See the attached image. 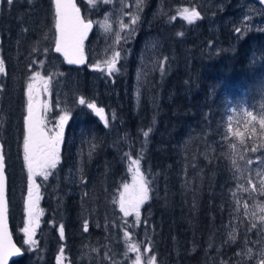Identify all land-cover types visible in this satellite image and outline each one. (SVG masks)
Here are the masks:
<instances>
[{
    "label": "trees",
    "instance_id": "1",
    "mask_svg": "<svg viewBox=\"0 0 264 264\" xmlns=\"http://www.w3.org/2000/svg\"><path fill=\"white\" fill-rule=\"evenodd\" d=\"M211 12L214 15L190 23L167 8L148 28L161 37L162 60L148 74L138 96L133 61L119 62L118 71L98 83L87 57L79 67L62 63L76 77L77 93L65 104L70 118L60 161L47 180H38L42 212L31 247L22 236L28 204L20 147L15 157L7 153L8 141H1L8 220L23 251L10 264H56L60 250L73 257L88 232L97 243L107 238L97 253L101 264H132L138 255L128 250L132 244L140 248L141 264H149L152 257L155 264H249L241 258L243 235H255L258 229H250L254 222L237 200L239 173L232 164L235 136H230L227 117L233 107L257 109L264 84V31L237 37L228 26L219 35L212 25L226 8ZM54 36L52 0H14L12 6L0 2V58L6 69L0 74V106L10 114L19 105L24 117L28 102L24 80L30 70L41 62L45 66L57 62ZM209 43L213 50L222 48L209 52ZM15 71L21 78L17 102L10 98ZM107 89L105 96L102 91ZM81 97L85 105H79ZM87 103L104 109L107 125ZM78 111L82 119L77 118ZM15 134L21 131H13L16 139ZM131 159L139 161L149 188L139 217L134 211L125 216L120 203ZM94 224L102 229L96 230ZM230 227L244 234L231 242L225 236Z\"/></svg>",
    "mask_w": 264,
    "mask_h": 264
},
{
    "label": "rangeland",
    "instance_id": "2",
    "mask_svg": "<svg viewBox=\"0 0 264 264\" xmlns=\"http://www.w3.org/2000/svg\"><path fill=\"white\" fill-rule=\"evenodd\" d=\"M76 1L83 6V9L80 8L83 17L94 23V29L91 34L92 39L90 38L89 41H86L83 47L86 57L90 59L91 66L93 69H96L97 79L94 80L95 83L100 82V79L103 78L104 75H107L110 79L112 74H108L109 65L107 62L112 60L116 52H119L120 57L116 61L115 69L112 73L118 68L119 62L124 61L128 63L133 61L135 68L133 72L135 81L134 92L137 96L148 74L158 69L161 64V37L158 32H149L148 28H150L155 21L162 18L167 8H170L171 11H176L174 17L181 18H185L186 15H191L192 13H199L198 18H201L204 15H214V12L211 11L222 12L226 8V12L223 13L224 18L221 24L219 22H214L212 25V27H214L216 24L214 30H217L219 35L222 30L224 31L226 23H228L229 29L237 37L242 36L240 30L243 34H248L247 32L252 31V28L257 31L262 30L259 23L255 20L256 17L260 19L261 14L255 11V1L253 0H142L139 7L137 6V0H106V2L105 0H94V2H90V0ZM21 18L22 17L19 16L18 19ZM133 18L136 19L135 23H132ZM262 22V27L264 28V20H262ZM138 34L141 35V38L136 42V39L139 37ZM219 35L216 38L220 43L221 37ZM221 48L220 46L218 47V49ZM208 49L207 51L209 52L218 51V49L213 50L211 47H208ZM57 55L60 58L56 57L57 62H55V64L49 62L45 66L42 62L38 63L37 69L35 71L30 70L28 76L24 80V91L27 101L28 85L30 83L33 85L34 96L39 92L36 104L40 115L45 120L46 131L55 129L56 125L59 124L60 117L66 112L70 115L65 104L70 95L77 93L76 77L71 74L69 69L65 71V69L62 68V63H66L59 54ZM36 73H40V77H36ZM16 74L17 72L15 71L12 74L13 76H11L13 86L10 98L13 99V102H17L20 99L18 88L21 84V78L20 74H17L19 77H16ZM72 77L75 79L74 87ZM49 78V91L45 92L43 91V80ZM7 87L11 89L8 82ZM108 91V89L102 91L103 95L106 96ZM4 103L6 105L9 104L8 99H6ZM135 103L138 104L139 100L137 99L134 104ZM27 104L28 102L26 106ZM9 106L10 105H7L8 108ZM256 106L257 109L255 110L245 106L231 108L227 117V122L230 136H235V140L232 143V156L237 161L239 167L238 173L240 183L237 200L239 203H242V206L251 217L252 222L259 225L261 223L259 219L260 216H264V212H261L258 207V205H264V192L260 190V180L264 179V162L256 158H264V148L261 147L262 143H264V126L259 124V120L264 117V84L261 88L260 100ZM248 112H251L256 119L252 120V118L247 115ZM26 115L27 109L23 116L25 117ZM81 115H83V113L78 111L77 118L82 119ZM24 117L21 116L19 105L12 107L11 114L5 110L4 106L3 108L0 106V143L2 140H7V153L15 157L17 156L16 149L20 147V156H22L21 162L26 173L25 188L28 204V170L23 159V137L25 134ZM16 130H20L21 134H15V139L13 131ZM18 140H20V146L18 145ZM241 140H243V143H241ZM233 145L236 147L233 148ZM252 147H256L258 150L253 153L250 150ZM241 157H243V159H241ZM248 159H252L253 163L250 165L247 164L246 161ZM135 161H137V159H131L129 162L130 177L128 181L123 184L120 193V203L123 199L125 208H128L130 200L135 198L139 187V175L142 174L139 165L137 166L134 163ZM137 167L139 168V174L136 171ZM257 173H259V175H257ZM77 176H79V172H77ZM42 178L43 177L39 176L36 177V183L39 184L38 180ZM16 181L19 182L18 180ZM253 184L256 185L255 190H253ZM125 185L128 186L127 190L125 189ZM245 188L247 191L244 190ZM39 194L41 198L38 201V207L34 209V211L38 213V216L34 217L32 225L34 228L36 226L35 220L39 219L42 212L41 201L43 193L40 187ZM25 216L26 226L24 227H27L28 207L25 211ZM92 223L95 222L92 221ZM23 228L22 236L24 241H26L27 236ZM95 229L100 230L102 228L97 224V226L95 225ZM227 229L225 236L231 242H234L240 234H244L238 227H230ZM243 238L246 239L244 241L245 252L247 248H251L252 255L248 256L244 252V256L241 258L244 257V259L249 260V264H258L261 259V251L264 250V236H262L258 230L255 235H243ZM98 242L99 243L94 241L88 232L83 237L82 244L77 246L75 255H73V257L61 256V258L56 261V264H101L97 253L101 247L107 243V238L106 240H102V244L100 240H98ZM31 246L32 245H30V247ZM132 264H135V261L132 262Z\"/></svg>",
    "mask_w": 264,
    "mask_h": 264
},
{
    "label": "snow or ice",
    "instance_id": "3",
    "mask_svg": "<svg viewBox=\"0 0 264 264\" xmlns=\"http://www.w3.org/2000/svg\"><path fill=\"white\" fill-rule=\"evenodd\" d=\"M0 2H6L9 6H12L14 0H0ZM94 2V0H90ZM106 2V0H105ZM142 0H137V6L139 7ZM56 6V16L57 23L56 28L59 32V37L56 41L55 51L62 53L64 58L69 64H78L83 61V40L86 38L88 32L92 28V21L88 20L85 22L84 19L80 17L79 9L74 3L69 0H55ZM199 13H192L191 15H186L190 23L192 20L197 19ZM136 19L133 18L132 23H135ZM118 39V38H117ZM120 53L116 52L112 60L108 61V74L111 75L115 69V63L119 59ZM118 71V69H117ZM0 74H6L5 64L2 58H0ZM36 77H40V73H36ZM43 79V78H42ZM50 78L43 80V91H49ZM39 96V92L34 96L33 85L30 83L28 85V104H27V116L25 117V134L23 137V152H24V162L28 170V226L23 228L24 233L27 236L25 243L33 245L36 242L33 239L35 228L32 226L34 222V217L38 216V213L34 211L38 207V201L41 198L39 194L40 185L36 183V177H43L47 180L52 174L51 170L55 169L60 161V146L64 141V129L70 116L66 112L60 117L59 124L56 125L55 129L45 130V120L40 115L36 100ZM80 105H85V99L80 98ZM46 107V105H45ZM86 107L93 110L96 115L100 116L107 125L108 120L104 114L103 108H98L94 103H87ZM248 116L255 120L256 117L252 115L251 112L247 113ZM114 118V117H113ZM259 124L264 126V117L259 120ZM151 129H149L150 131ZM51 133V134H50ZM144 136H148V132H144ZM243 143V140H241ZM236 146L233 145V148ZM264 148V143L261 145ZM255 153L258 149L252 147L250 149ZM243 159V157H241ZM257 160L264 162V158L257 157ZM137 166L139 161L134 162ZM247 164H252L253 160L248 159ZM232 164L239 170L237 161L232 160ZM6 157L4 152V144L0 143V264H7L9 257L14 255H20L21 249L17 248L15 244L12 243L10 234L7 231V220H8V199H7V175H6ZM139 174V168L136 169ZM259 175V173H257ZM253 190L256 189V185H252ZM128 186L125 185L127 190ZM247 191V189H244ZM260 190L264 192V179L260 180ZM149 188L147 181L142 174L139 175V187L137 189L135 198L130 200L129 207L125 208L123 199L121 200V209L124 211L125 216L131 215L134 211L136 216L139 217L140 206L149 199ZM261 212H264V205H258ZM261 223L257 225L252 223L249 227L250 229H258L259 232L264 236V216H260ZM36 226H38V219L35 220ZM85 231L87 230V224L84 225ZM60 235L63 236L64 228L60 225ZM127 235V234H126ZM234 239V237H233ZM129 251H134L138 255L135 260V264H141L140 261V248L132 244L130 245ZM61 256H63V249L60 250ZM246 255H252V249L247 248ZM261 259L258 264H264V250L261 251ZM149 264H155V257L149 260Z\"/></svg>",
    "mask_w": 264,
    "mask_h": 264
},
{
    "label": "water",
    "instance_id": "4",
    "mask_svg": "<svg viewBox=\"0 0 264 264\" xmlns=\"http://www.w3.org/2000/svg\"><path fill=\"white\" fill-rule=\"evenodd\" d=\"M253 1L259 3V4L264 8V0H253ZM65 2H69V0H65ZM71 2L74 3V4L76 5V7L79 9L80 17H81L82 19H84L85 22H87L88 20L85 19V18L83 17L82 12H81V9H80L79 5L77 4V1H76V0H71ZM52 4H53V10H54V22H55V23H54V30H55V43H54V46H53V51H54L55 53L59 54V55L63 58L64 62H65L67 65H69V66L79 67V66H82V65L86 64V56H85V53H84V47H83V45H84V43L89 39V37L91 36V34H92V32H93V29H94V23L92 22V28H91V30L88 32L86 38L83 40V45H82V47H83V61H82L81 63H78V64H69V63L67 62V60L64 58V56H63L62 53H59V52H56V51H55L56 41H57V38L59 37V32H58V30H57V28H56L57 16H56L55 0H52ZM26 116H27V115H26ZM26 116H25V117H26ZM25 117H24V129H25ZM25 131H26V129H25ZM7 231H8V233L10 234V238H11L12 243L15 244L17 248H20V246L15 242V240H14V238H13V235H12V233H11V229H10V225H9V220H7ZM20 249H21V248H20ZM22 254H23V251H22V249H21V254H20V255H14V256L9 257V259H8V261H7V264H10L12 260L17 259V258H19L20 256H22Z\"/></svg>",
    "mask_w": 264,
    "mask_h": 264
},
{
    "label": "flooded vegetation",
    "instance_id": "5",
    "mask_svg": "<svg viewBox=\"0 0 264 264\" xmlns=\"http://www.w3.org/2000/svg\"><path fill=\"white\" fill-rule=\"evenodd\" d=\"M254 6H255V11L261 14V15H260V19H257V17H256V19H255L256 22H258L259 25H260L261 28H262V30H258V31H264V28L262 27V26H263V24H262V23H263L262 20H264V8H263L259 3H257V2L254 3ZM219 12H221V11H219ZM223 16H224V14L222 13V14H221V17H220L221 19L218 21L220 24H221L222 19L224 18ZM228 26H229L228 23H226L225 26H224V28L226 29ZM252 30L257 31V30L254 29V28H252ZM214 31H215V33H217V30H214ZM247 33H249V32H247ZM240 34L243 35V33H241V30H240ZM220 44H221V43H219V45H220ZM221 45H222V44H221ZM208 47H211V46H210V43L208 44Z\"/></svg>",
    "mask_w": 264,
    "mask_h": 264
},
{
    "label": "bare ground",
    "instance_id": "6",
    "mask_svg": "<svg viewBox=\"0 0 264 264\" xmlns=\"http://www.w3.org/2000/svg\"><path fill=\"white\" fill-rule=\"evenodd\" d=\"M93 22V21H92Z\"/></svg>",
    "mask_w": 264,
    "mask_h": 264
}]
</instances>
